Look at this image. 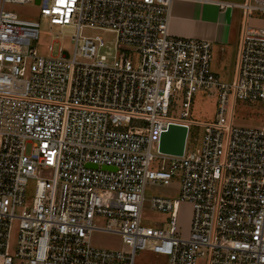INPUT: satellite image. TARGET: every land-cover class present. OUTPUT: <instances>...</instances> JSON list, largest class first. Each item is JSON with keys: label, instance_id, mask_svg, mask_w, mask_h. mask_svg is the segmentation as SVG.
<instances>
[{"label": "built area", "instance_id": "built-area-1", "mask_svg": "<svg viewBox=\"0 0 264 264\" xmlns=\"http://www.w3.org/2000/svg\"><path fill=\"white\" fill-rule=\"evenodd\" d=\"M171 1L0 0V264H134L140 250L166 264H264V123H231L237 101L264 112V27L249 23L253 14L264 21V0L220 4L244 18L225 82L210 41L169 33ZM6 3H35L70 49L38 55L39 22ZM200 89H217L216 115L188 149L187 109ZM176 92L178 118L169 115ZM169 123L186 126L180 156L158 149ZM172 179L176 197L148 199L167 221L143 225L145 185ZM182 202L192 209L187 236L177 226ZM93 230L118 234L125 247L91 245Z\"/></svg>", "mask_w": 264, "mask_h": 264}, {"label": "rangeland", "instance_id": "rangeland-1", "mask_svg": "<svg viewBox=\"0 0 264 264\" xmlns=\"http://www.w3.org/2000/svg\"><path fill=\"white\" fill-rule=\"evenodd\" d=\"M232 3V2H231ZM232 11V21L235 22V30L238 35L241 24L244 23V18L241 15V11L237 7H229ZM4 9L15 13L19 18L26 20H36L39 22V37L35 43L37 47V54L41 56L55 55L59 44L63 46L71 47L68 42L66 44L64 39H54V33L57 32L58 27L49 28L47 20L39 15V7L35 3H6ZM256 14H253L249 23L256 27H264V21L258 19ZM97 33L102 34L101 31L92 32L89 29L84 30V34ZM105 35V34H104ZM113 35H109L112 38ZM237 37V36H236ZM235 44V43H232ZM53 46V51L48 50V46ZM236 48L235 46H232ZM235 49H233L234 51ZM215 54L213 50V61L211 63L212 69L218 76L219 81H228L233 70L235 56L234 53ZM226 53V52H225ZM182 93L176 92V97L173 100V104L169 108V115L178 118L180 112L183 111ZM217 105V89H200L197 90L191 97L189 107L187 109L186 120L190 123L189 138L187 141L188 149L196 148L200 145L203 128L202 125L212 122L216 115ZM229 121V120H228ZM231 123L233 126L243 129H260L264 123V112L260 109L257 102L253 101H237L233 106V113ZM195 138V142L193 139ZM166 158V157H164ZM34 180L29 179L25 187V199L33 197L34 193ZM179 194V182L172 179L168 184L160 183H148L144 187V202L141 211V223L150 227H157L163 225L169 214L167 212H161L153 210L149 207V201L151 197H166L174 198ZM192 209L189 203L182 202L179 205L177 226L180 229L183 236H187L190 229ZM105 219L101 217L93 218V225L97 228L103 227ZM17 237V221L12 223L11 236H10V252H14L15 243ZM90 243L97 248L105 249H121L123 245L121 238L118 234L104 232L100 230H93L90 233ZM134 264H166V258L164 256L155 255L147 250H140L136 253ZM197 264H204L203 260H198Z\"/></svg>", "mask_w": 264, "mask_h": 264}, {"label": "crops", "instance_id": "crops-1", "mask_svg": "<svg viewBox=\"0 0 264 264\" xmlns=\"http://www.w3.org/2000/svg\"><path fill=\"white\" fill-rule=\"evenodd\" d=\"M231 2L240 4L243 0H172L168 11V31L174 36L208 40L212 53L213 50L216 55L217 50L222 55L233 52L236 57V48L232 46L237 47L239 32L237 35L232 21L233 9L220 8L221 3Z\"/></svg>", "mask_w": 264, "mask_h": 264}, {"label": "water", "instance_id": "water-1", "mask_svg": "<svg viewBox=\"0 0 264 264\" xmlns=\"http://www.w3.org/2000/svg\"><path fill=\"white\" fill-rule=\"evenodd\" d=\"M37 2L38 0H36ZM185 136L186 126L178 123H169L167 129L160 134L159 151L170 155H182Z\"/></svg>", "mask_w": 264, "mask_h": 264}]
</instances>
